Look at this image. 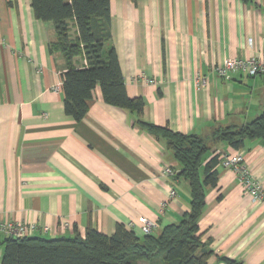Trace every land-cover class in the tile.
<instances>
[{
    "label": "crops",
    "instance_id": "0c3cea01",
    "mask_svg": "<svg viewBox=\"0 0 264 264\" xmlns=\"http://www.w3.org/2000/svg\"><path fill=\"white\" fill-rule=\"evenodd\" d=\"M110 33L126 93L144 101L142 121L207 139L204 164L217 152L242 154L264 187V139L241 149L211 142L215 128L264 112V76L214 71L226 59L264 54V0H110ZM55 37L31 0H0V222L33 224L30 237L46 239L84 238L89 228L112 235L117 225L142 235L141 217L157 224L154 233L177 223L191 198L165 141L140 127L135 112L106 104L99 87L82 120L68 117L67 64L50 51ZM164 166L174 175H163ZM216 171L198 220L212 251L207 264H264V205L232 170L219 162ZM6 238L0 231V260Z\"/></svg>",
    "mask_w": 264,
    "mask_h": 264
},
{
    "label": "trees",
    "instance_id": "16d2710c",
    "mask_svg": "<svg viewBox=\"0 0 264 264\" xmlns=\"http://www.w3.org/2000/svg\"><path fill=\"white\" fill-rule=\"evenodd\" d=\"M31 7L37 19L53 23L56 37L50 51L60 53L67 64L61 75L64 113L74 121L82 120L88 100L99 87L106 104L135 112L140 127L165 141L180 166L176 176L187 181L191 199L177 223L149 235L117 225L112 235L89 228L84 238H6L1 243L0 264H207L212 251L201 241L198 220L205 206V189L217 185L220 161L215 153L204 164L209 141L142 121L144 101L128 97L116 52L109 47L110 0H31ZM76 58L85 64L77 68ZM248 139H264V112L241 126H219L211 136L212 143L226 142L234 149H241Z\"/></svg>",
    "mask_w": 264,
    "mask_h": 264
},
{
    "label": "built area",
    "instance_id": "2783aa9c",
    "mask_svg": "<svg viewBox=\"0 0 264 264\" xmlns=\"http://www.w3.org/2000/svg\"><path fill=\"white\" fill-rule=\"evenodd\" d=\"M214 71L220 78H226L230 73L239 72L249 77L264 76V54L254 56L247 59L229 58L217 66ZM146 82L153 84L154 81L148 80L141 75ZM201 85H204L205 80L198 79ZM220 159V164L225 169L232 170L237 176L238 181L242 185L244 192L257 203L264 205V187L256 181L247 169L244 157L240 153L224 154L216 153ZM162 174L166 176H173L174 171L171 166H164ZM176 195V191L171 188L168 193V198L172 199ZM165 206V203L163 204ZM140 232L142 235L151 234L156 228L157 224L144 217L139 218ZM35 230L33 224H23L19 222L3 223L0 222V231L5 234L7 238L22 239L30 237Z\"/></svg>",
    "mask_w": 264,
    "mask_h": 264
}]
</instances>
